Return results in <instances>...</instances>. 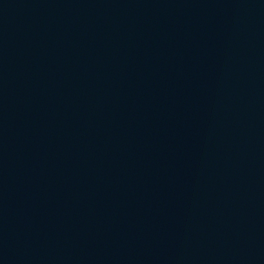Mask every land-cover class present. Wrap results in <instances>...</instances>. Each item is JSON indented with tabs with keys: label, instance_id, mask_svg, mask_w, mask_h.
I'll list each match as a JSON object with an SVG mask.
<instances>
[{
	"label": "water",
	"instance_id": "1",
	"mask_svg": "<svg viewBox=\"0 0 264 264\" xmlns=\"http://www.w3.org/2000/svg\"><path fill=\"white\" fill-rule=\"evenodd\" d=\"M0 264H264V0H0Z\"/></svg>",
	"mask_w": 264,
	"mask_h": 264
}]
</instances>
